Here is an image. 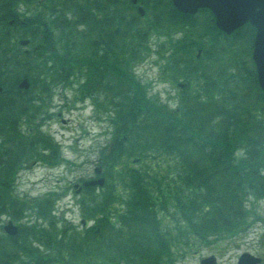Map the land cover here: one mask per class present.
<instances>
[{"label":"trees","instance_id":"obj_1","mask_svg":"<svg viewBox=\"0 0 264 264\" xmlns=\"http://www.w3.org/2000/svg\"><path fill=\"white\" fill-rule=\"evenodd\" d=\"M150 2H145L146 14L153 13ZM129 8L126 0H68L53 11L59 39L52 37V51L51 39L44 37L41 53L10 55L0 33V131L6 140H14L11 147L6 142V155L14 162L29 155L35 136L47 141L28 117L27 128L34 136L21 134L14 125L22 108L37 107L34 89L48 92L51 83L65 84L84 75L81 86L87 94H92L90 83L103 86L106 97L107 91L113 93L102 104L113 113L109 147L100 151L105 184L100 196L90 191L100 197L93 199L96 207L91 210H96L90 212L102 213L99 230L63 231L53 243L55 264H164L171 260L173 240L196 249L234 231L239 234L249 219H260L252 201L264 199V92L256 81L251 37H246L250 30L242 26L220 36L214 26L217 32L208 26L203 32L180 27L183 36L170 41L167 67L171 78L183 77L186 86L171 109L149 96L147 86L130 73V61L138 55L132 46L134 53L129 54L130 41L146 34L132 14L123 16ZM155 13L162 22L167 15L172 20L178 16L169 7ZM203 36H209L211 48ZM124 39V55L110 52ZM69 40H75L72 47ZM98 45L108 53L98 54ZM24 76L30 86L21 90L16 83ZM198 77L201 83L193 85L192 78ZM10 172L8 163L0 167V206L9 200L4 189ZM121 188L124 192L119 193ZM115 197L123 202L121 211L110 201ZM38 209L44 216L41 205ZM47 242L52 245V240ZM3 243L16 247L18 242L14 237L0 239V264H10L12 252ZM42 264L51 263L47 259Z\"/></svg>","mask_w":264,"mask_h":264},{"label":"rangeland","instance_id":"obj_2","mask_svg":"<svg viewBox=\"0 0 264 264\" xmlns=\"http://www.w3.org/2000/svg\"><path fill=\"white\" fill-rule=\"evenodd\" d=\"M167 1V0H165ZM154 3V2H152ZM126 12V9L122 11L124 14L123 16L129 18L130 14H133L132 10L129 8ZM30 16L32 15V12H29ZM202 15V16H200ZM198 14L197 17L191 22V26L198 27L202 32L204 27L206 26L204 23H206L205 17H208L207 14ZM35 16V15H34ZM49 16V15H48ZM47 16V17H48ZM200 16V17H199ZM140 17V18H139ZM139 17L135 16L134 20L135 23L139 26L143 22H145L144 19L146 17H151L150 13H147L146 16L139 15ZM37 20L40 22L42 20L41 16L36 17ZM35 17L33 18V20ZM160 20V19H159ZM35 21V20H34ZM161 24V31L164 29V26L167 25L165 21H159ZM209 25L211 24L210 21ZM209 27V26H208ZM25 31H27V27L24 28ZM52 36L57 40L59 39V30L58 26L54 24V26H49L48 29ZM134 32V30H132ZM159 32V31H158ZM159 33H153L150 32L148 35V39L146 36H143L139 40L130 41V48H129V54L134 53V50L131 48L135 47V54L137 55L136 58H133L130 61V73L132 72L137 79L140 81L141 84L144 86H147V94L151 97L157 98V102L163 103L161 100L165 101L169 105L170 108H173L175 106V98L177 94L178 89V82H181L178 80L179 77H173L171 78L170 70L167 67L168 62V54L167 49L164 48L162 45V39ZM26 35V34H25ZM27 36V35H26ZM250 39L251 32L246 35V37ZM170 37H173V33L170 34ZM14 39V36L12 37ZM169 38H164L167 46L171 49V42L170 40L167 41ZM75 40H69L68 44L72 47L71 42ZM124 42L125 39L117 42L118 45L112 49L110 52H114L116 55L121 56L124 55V51L121 50V48H124ZM8 45H15L9 42V39H7ZM56 47L59 51L60 49V43L59 41H56ZM242 45V44H241ZM30 49V46L27 47ZM19 49V48H17ZM98 54L101 53H108L104 51V47H101V45H98L96 47ZM60 52V51H59ZM204 60H209L210 58L208 56L202 57ZM225 61V60H224ZM208 71L207 69H205ZM85 71V69L81 70V74ZM80 77H78L77 80H81ZM84 77V76H83ZM177 82V84H176ZM114 83V81H113ZM79 86L80 84L77 83ZM97 85L93 87V84L90 83L89 88L92 90L91 93L94 95L93 97L97 100V102H104L105 98L110 99L113 95L112 91H107L109 97H106L104 95L105 90L104 87H101L99 83H96ZM112 84V81H111ZM197 84H200L197 83ZM74 84L69 83L67 86L71 87ZM50 86V85H49ZM95 88V90H94ZM74 90V89H73ZM35 93L38 92L39 94H43L44 91L39 90V88L34 89ZM33 91V93H34ZM64 94L67 95L66 101H62L61 96L59 94L60 89H56L53 93L52 99H48V101L45 103L43 108H39V112L44 116V114H48V111L52 114V119L46 120L44 119L43 128H50V130H47L48 136L52 138L54 141L61 140V143L66 146V148L63 149L66 162L64 161L63 166L60 167H54L52 169H46L45 167H38V166H32L29 165L26 167V171L23 172L21 183L18 185V192H30L29 188L33 186V182L40 179L42 177V174L48 172L50 173V176L46 180L49 183H52L53 186L59 187V190L67 191L69 188V192L66 196H64L57 204L58 209L56 211V216L60 218V221H58V227L60 229H55L56 232H59V235L61 236V233L64 231L66 234L69 233L70 225L62 219V216H60L61 209L66 208L65 216L70 218L74 224L79 223V209L77 206L74 207L75 210H67V208H70L71 204L75 203V197L71 190L72 182H75L80 177H89L93 175V168L96 166V159L97 156V149L102 146L105 142L109 140V132L110 129L108 128V123L105 120H102V117H99V119L94 118L93 116L95 113L93 112V108L91 106L82 107L79 101L74 100L75 97V90L73 92V95L71 94L72 91L70 89H65ZM34 93V94H35ZM80 95H84L86 92L85 90L80 87L79 88ZM161 99V100H160ZM69 100V101H68ZM22 105H24V100L20 99ZM101 103V104H102ZM65 104V105H64ZM36 106L37 103H35ZM37 109V107H35ZM20 113V117L25 116V110L22 108ZM60 111L61 116H56V114ZM107 111V110H106ZM36 113V112H35ZM100 115H103L99 112ZM106 117L109 116V114L106 112ZM35 116V115H34ZM64 119H63V118ZM25 119V117H22ZM53 134L55 139L50 135ZM77 137L80 138L79 144L77 146H72V144L77 140ZM71 143V145H70ZM40 144H34V151L38 152L41 148ZM62 147V145L60 146ZM60 149V148H59ZM37 158V157H36ZM132 159V158H131ZM130 159V160H131ZM124 162V161H123ZM119 168V166H118ZM41 185V184H37ZM39 188V186L37 187ZM47 187H42L36 190H33L31 192L32 195H38L41 192H44L47 190ZM97 194L100 193V190L97 189L95 191ZM124 192V190H120L119 193ZM90 198V197H89ZM88 199V198H87ZM115 200L110 201L113 202L112 204L115 206L116 209L122 208L123 202H119V198H114ZM119 201H118V200ZM254 202V208L257 212V214L260 216V219H256L253 221V219H249L250 225L245 227L241 233L237 234V232H233L231 235L226 236L225 238L219 240V241H210L206 244H200L196 249L192 247H181V242H177L176 240H173L170 243L171 248V260L167 261L168 263L164 264H194L197 259L200 258V256L208 255V254H215L219 259L221 260V264H229L234 263L237 256L243 252V251H249L253 254H258L263 256L264 260V200H255ZM49 207H52V204L49 205ZM252 217L255 218V216L252 214ZM65 223V224H63ZM91 223V222H90ZM54 228V227H53ZM80 234H82V230H77ZM32 241L35 242L34 238H31ZM22 241L25 243L30 244L35 249L36 243H32L30 239L27 237L22 238ZM181 245V246H180ZM183 249L186 251L184 252ZM40 253L39 256L42 257L43 255L48 254L50 251L46 250V244L43 243L39 246ZM27 257L26 255H24ZM122 264L123 262H119ZM264 264V263H263Z\"/></svg>","mask_w":264,"mask_h":264},{"label":"water","instance_id":"obj_3","mask_svg":"<svg viewBox=\"0 0 264 264\" xmlns=\"http://www.w3.org/2000/svg\"><path fill=\"white\" fill-rule=\"evenodd\" d=\"M174 4L183 11L191 12L199 6H209L216 14L217 25L226 32H230L245 21L252 22L257 29L252 44V57L256 65L258 83L264 90V0H231L230 6H227L226 0H174ZM20 85L27 87L26 79ZM97 182H102V179ZM249 257L258 259L251 254L243 253L239 257L240 261L243 260L241 264H253L254 260H249ZM214 258L213 255L206 257L208 260Z\"/></svg>","mask_w":264,"mask_h":264},{"label":"flooded vegetation","instance_id":"obj_4","mask_svg":"<svg viewBox=\"0 0 264 264\" xmlns=\"http://www.w3.org/2000/svg\"><path fill=\"white\" fill-rule=\"evenodd\" d=\"M66 0H4L3 4L6 5L7 9L10 11L8 17V23L10 20H16L17 17L22 16V14H27L29 11H31L35 15V21L34 26L35 27H41V25H44V22L41 20L40 22L37 20V16H41L42 19H47V16L51 14V11L56 9L59 6L63 5V2ZM133 4L137 7H142L146 0H132ZM227 6L231 4V0H226ZM209 18L211 21L215 23L214 14L212 10L207 9ZM21 12V13H19ZM23 17H27L26 15H23ZM7 14L2 13L1 20L6 19ZM27 19H31L27 17ZM13 22V21H12ZM244 28H248L250 32L254 29L251 22L247 21L244 24H242ZM264 260L262 259L259 264H262ZM201 259H197L194 264H200ZM231 264H236V261Z\"/></svg>","mask_w":264,"mask_h":264}]
</instances>
